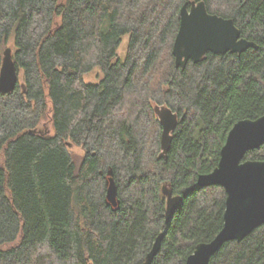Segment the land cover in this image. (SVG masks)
Here are the masks:
<instances>
[{
    "label": "trees",
    "instance_id": "1",
    "mask_svg": "<svg viewBox=\"0 0 264 264\" xmlns=\"http://www.w3.org/2000/svg\"><path fill=\"white\" fill-rule=\"evenodd\" d=\"M194 1L258 48L177 68ZM6 47L19 86L0 93V264H143L161 233L153 264H186L219 234L226 192L197 180L236 123L264 116V0H0V69ZM157 106L179 116L166 158ZM246 159L264 161V146ZM167 190L183 198L168 224ZM209 264H264V225Z\"/></svg>",
    "mask_w": 264,
    "mask_h": 264
},
{
    "label": "water",
    "instance_id": "2",
    "mask_svg": "<svg viewBox=\"0 0 264 264\" xmlns=\"http://www.w3.org/2000/svg\"><path fill=\"white\" fill-rule=\"evenodd\" d=\"M250 48H258L255 42L242 37L240 29L231 18L211 14L205 1L185 4L180 13V29L173 46L177 68H185L189 62L200 63L208 53L242 55ZM19 86V72L14 61L13 49L3 51L0 69V93L9 95ZM155 113L162 126V157L170 151L173 133L179 116L170 108L157 106ZM70 146V145H69ZM264 146V116L256 120H242L229 132L221 150L220 162L211 173L200 175V188L222 187L226 192L224 227L208 243L196 246L186 264H209L227 243L242 242L254 230L264 225V161L248 160L247 155ZM107 201L118 206V189L114 174L109 173ZM166 223H170L182 204L181 196L166 191ZM164 233L155 240L143 264H153L162 248Z\"/></svg>",
    "mask_w": 264,
    "mask_h": 264
},
{
    "label": "rangeland",
    "instance_id": "3",
    "mask_svg": "<svg viewBox=\"0 0 264 264\" xmlns=\"http://www.w3.org/2000/svg\"><path fill=\"white\" fill-rule=\"evenodd\" d=\"M128 41H129V38L126 37L123 41V44L120 47L119 54L121 56H123L122 58H124L126 56L125 53L127 51ZM100 76H102L101 73H98L96 75H95V73H93L91 75H86L84 79H85L86 83L93 84V83H97L99 81ZM70 153H71L72 159H73L74 163L76 164V166L80 167V165L82 164V162L85 158V155H86L84 149L82 147H79V146H72L70 148Z\"/></svg>",
    "mask_w": 264,
    "mask_h": 264
},
{
    "label": "bare ground",
    "instance_id": "4",
    "mask_svg": "<svg viewBox=\"0 0 264 264\" xmlns=\"http://www.w3.org/2000/svg\"><path fill=\"white\" fill-rule=\"evenodd\" d=\"M259 228H260V227H259ZM257 229H258V228H257ZM257 229H256V230H257ZM256 230H254V231H256ZM254 231H253V232H254ZM253 232H252V233H253ZM252 233H251V234H252ZM251 234H250V235H251ZM248 236H249V235H248ZM248 236H247V237H248ZM247 237H246V238H247ZM246 238H245V239H246Z\"/></svg>",
    "mask_w": 264,
    "mask_h": 264
}]
</instances>
